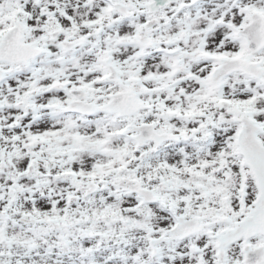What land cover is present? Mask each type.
Masks as SVG:
<instances>
[{
    "label": "snow or ice",
    "instance_id": "6c2138e0",
    "mask_svg": "<svg viewBox=\"0 0 264 264\" xmlns=\"http://www.w3.org/2000/svg\"><path fill=\"white\" fill-rule=\"evenodd\" d=\"M0 264H264V0H0Z\"/></svg>",
    "mask_w": 264,
    "mask_h": 264
}]
</instances>
